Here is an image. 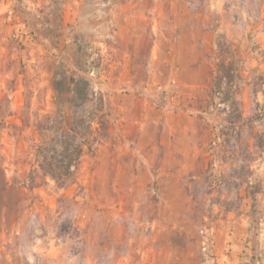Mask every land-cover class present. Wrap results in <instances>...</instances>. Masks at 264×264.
Returning a JSON list of instances; mask_svg holds the SVG:
<instances>
[{
    "label": "rangeland",
    "instance_id": "374dc122",
    "mask_svg": "<svg viewBox=\"0 0 264 264\" xmlns=\"http://www.w3.org/2000/svg\"><path fill=\"white\" fill-rule=\"evenodd\" d=\"M11 1L0 0V47H4L3 39L18 46L27 39V55L43 57L42 68L53 75L27 74V92L19 98L23 100L20 107L11 108L8 94H0L6 96L0 102V264H145L141 256L150 249L147 242L162 210L154 200L157 182L150 179L139 192L133 188L127 204L120 205L122 160L110 149L112 144H120L121 127L119 117L107 106L106 33L111 31L106 26L108 10L118 14L119 5L126 0H93L98 30L91 34L98 36L97 44L87 41V34L73 23L62 27L63 0H49V5L36 8L28 4L35 0H27V11L13 7ZM207 16L209 35L219 45L208 50L206 92L196 94L197 102L176 105L183 95L175 91L167 72L164 74L166 61L156 64L162 73L143 94L162 117L182 109L207 120L208 167L203 187L207 193L213 189L220 193L223 188L237 190L251 177L249 166L264 159V0H223L221 12ZM22 25L27 35L16 40L14 30ZM63 35L71 41L60 47ZM219 61L226 68L220 74L225 75L221 86L216 84ZM91 66L97 69L96 76L88 74ZM74 71L80 72L75 78L89 83L87 100L77 106L70 105L67 93ZM119 80H114L121 86L117 92H128ZM142 80L146 88L150 82ZM72 136L81 144L79 160L74 159V146L68 145ZM217 138L219 142L213 145ZM62 153L72 156L74 162L70 176L63 177L58 184L62 187H58L40 167L47 171L51 166L59 172L56 161ZM131 159L133 163L137 160ZM215 162L232 167L225 175L218 172ZM248 191L251 195L259 192V183ZM218 204L223 211L237 210L239 200ZM251 211L250 227L262 229L263 211ZM201 225L197 250L211 260L214 257L202 250V240L209 235L215 250V228L210 219Z\"/></svg>",
    "mask_w": 264,
    "mask_h": 264
},
{
    "label": "crops",
    "instance_id": "0c3cea01",
    "mask_svg": "<svg viewBox=\"0 0 264 264\" xmlns=\"http://www.w3.org/2000/svg\"><path fill=\"white\" fill-rule=\"evenodd\" d=\"M222 1L126 0L119 5L118 25L115 9L108 10L110 20L106 29L111 32L106 33L109 37L107 106L119 117L117 122L121 127L120 144L110 147L113 155L122 160L118 176L119 204H127L133 188L142 191L150 179H155L157 194L154 200L162 208L147 242L150 249L141 256L145 264H264V226L260 230L250 227L251 208L262 210L264 214V159L262 163L249 166L252 175L237 190L223 188L220 193L217 189L207 193L203 187L208 167L206 146L210 128L207 120L190 116L182 109L162 117L151 99L143 94L152 89L151 84L162 73L156 64L166 61L164 74L167 72L175 91L183 95L175 101L176 105L183 106L184 101L197 102L196 94L206 92L208 50L219 45L209 35L207 14L220 13ZM11 2L13 7L21 6L27 11V0ZM28 4L33 8L43 7L49 5V0ZM61 6L62 27L73 23L80 33L87 34V41L97 44L98 36L91 34L98 30L94 22L97 7L93 0H63ZM0 7H3L1 2ZM85 21L91 23L90 26L85 25ZM114 26L117 29H113ZM2 41L0 94H8V105L17 108L23 104L20 96L27 92V74L53 75V71L42 68L43 57L27 55V39L21 46ZM70 41L63 35L59 45L64 47ZM78 73L74 71L71 76L75 78ZM143 77L150 82L146 88ZM117 78H121L119 82L126 85L128 92H117L121 87L114 84ZM49 90L54 92L52 88ZM5 98L0 96V102ZM132 157L137 158L135 163ZM214 166L225 175L232 167L226 162H219V165L215 162ZM40 169L52 179L43 166ZM254 183H259L260 191L251 195L248 190ZM236 197L239 200L237 210L223 211L217 207L218 202ZM137 199L135 204L138 205ZM206 219H210L215 228L214 258L211 260L197 250L201 238L199 228ZM137 252L140 253V248Z\"/></svg>",
    "mask_w": 264,
    "mask_h": 264
},
{
    "label": "trees",
    "instance_id": "16d2710c",
    "mask_svg": "<svg viewBox=\"0 0 264 264\" xmlns=\"http://www.w3.org/2000/svg\"><path fill=\"white\" fill-rule=\"evenodd\" d=\"M219 74L217 77V86H221L223 83L222 81L225 80L226 68L224 65V62L219 61ZM68 83L70 84V88L68 89L67 93L69 95L68 102L71 106H77L78 103H83L85 100H87L88 97V91H89V83L82 78H69ZM62 142V141H61ZM68 145L74 146L73 152L75 154L74 159H79L82 153L81 144L75 142V137L72 136L71 140H69ZM64 150L67 151V147H64ZM60 155V154H59ZM74 159L70 155H65L62 153L60 155V159L56 161L57 165L56 167L60 170L59 172H56L51 166L47 167V175H49L52 179H54L57 184H59V181L61 179L67 178L70 176V168L73 166ZM52 165V164H49Z\"/></svg>",
    "mask_w": 264,
    "mask_h": 264
},
{
    "label": "built area",
    "instance_id": "2783aa9c",
    "mask_svg": "<svg viewBox=\"0 0 264 264\" xmlns=\"http://www.w3.org/2000/svg\"><path fill=\"white\" fill-rule=\"evenodd\" d=\"M55 1H62V0H55ZM24 35H27V28L25 26H17L14 30V35L13 38L18 40L22 38ZM88 74L90 76H96L97 75V69L94 68V66H91L89 68ZM217 142H219V138H217L214 142H212L213 145H215ZM207 232V231H206ZM202 250L205 252V254L209 257L212 258L214 255V244L212 239L210 238L209 235L204 236V239L202 240Z\"/></svg>",
    "mask_w": 264,
    "mask_h": 264
}]
</instances>
